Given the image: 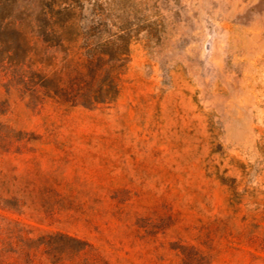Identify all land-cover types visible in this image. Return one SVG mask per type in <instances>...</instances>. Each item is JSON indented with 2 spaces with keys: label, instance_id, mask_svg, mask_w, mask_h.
I'll use <instances>...</instances> for the list:
<instances>
[{
  "label": "rangeland",
  "instance_id": "obj_1",
  "mask_svg": "<svg viewBox=\"0 0 264 264\" xmlns=\"http://www.w3.org/2000/svg\"><path fill=\"white\" fill-rule=\"evenodd\" d=\"M0 264H264V0H0Z\"/></svg>",
  "mask_w": 264,
  "mask_h": 264
}]
</instances>
